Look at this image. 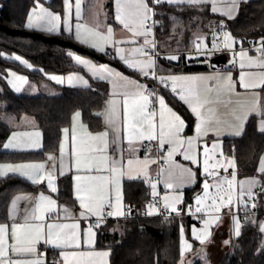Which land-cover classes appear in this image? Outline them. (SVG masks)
Returning a JSON list of instances; mask_svg holds the SVG:
<instances>
[{
    "label": "trees",
    "instance_id": "1",
    "mask_svg": "<svg viewBox=\"0 0 264 264\" xmlns=\"http://www.w3.org/2000/svg\"><path fill=\"white\" fill-rule=\"evenodd\" d=\"M35 1L0 0V114L10 115L18 121L29 119L42 133V149L37 152L5 151L3 144L14 127L9 121L0 119V163L38 160L45 153L56 152L61 131L68 126L71 115L76 111L80 112L82 121L91 131H97L100 128L97 112L107 94L105 84L90 80L87 88L55 86L60 92L56 96H19L10 89L6 81L9 71L21 74L30 81L49 80V76L54 74L81 72L72 62L69 55L71 53L97 63L109 62L128 72L122 64L77 44L63 34L55 36L27 30L24 23ZM60 2L61 0H52L50 5L54 9L59 8ZM108 4L110 9L111 2ZM154 18L159 24L155 33L157 51L161 55L166 51L180 53L177 62L159 57L157 71L160 74L209 70V65L202 63V59H187L185 53L196 50L195 44L199 40H204L210 46L213 35L221 31L229 32L242 45L250 40L264 38V0L241 3L233 19L211 14L207 5L193 8L164 3L154 5ZM16 56L26 63L17 61ZM160 94L166 97L168 103L186 121V132H191L193 118L186 108L172 98L169 91L160 90ZM262 151L264 133L257 130L255 117L248 119L239 137L224 140V154L235 159V170L240 178L257 174L256 168ZM71 188L69 177L60 178L58 198L70 201ZM37 189L39 186L17 175L0 177V223L7 221L8 205L16 194ZM198 192V184L185 190L180 210ZM122 197L129 210L127 217L121 220L109 219L97 231L96 248L108 250V263L178 264L181 258L180 228H185L190 239V227L192 224L197 226L196 221L190 217H141L140 212L150 199V189L144 180L125 181ZM254 200L255 211L244 218L240 235L232 241L231 232L228 233L231 243L226 247L220 264H264V231H261L259 224L264 222V193L257 195ZM191 264L205 263L201 259H195Z\"/></svg>",
    "mask_w": 264,
    "mask_h": 264
},
{
    "label": "crops",
    "instance_id": "2",
    "mask_svg": "<svg viewBox=\"0 0 264 264\" xmlns=\"http://www.w3.org/2000/svg\"><path fill=\"white\" fill-rule=\"evenodd\" d=\"M109 1L111 2V8L109 9ZM251 0H246V2ZM52 0H36L33 6L30 8L24 27L27 30L36 31L40 33L50 34V35H65L70 37L74 42L77 44L90 49L98 54L106 55L109 60L116 61L122 64L128 72H124L119 68L113 66L109 62L97 63L89 58L79 56L77 54H72V56H79L81 59L89 62L91 65H94L97 69L106 67L113 72L117 73L118 76H125L131 80H134L138 83L144 84L149 86L146 82L145 77H143L137 71L129 69L122 60L119 59V56L116 55V48H122L124 50L123 54L129 56L133 59H141L140 57L136 56L132 50L136 47H139L143 43L142 36L134 35V32L138 30V21L133 18L128 19L126 22L129 24V28H125L123 24H121L117 19V4L116 0H80V8H79V18H77V7H76V0H68L69 4L71 5L70 10H67L65 7V0H61L59 4V8H53L50 5ZM150 7L153 8V13L151 15L154 17V3L153 0H146ZM244 3V2H243ZM169 5L167 3H164ZM241 4V3H240ZM240 4L238 5L237 9L234 11L233 16L235 17L238 13ZM57 6V5H56ZM171 6H188L186 4H175ZM209 10L211 5H207ZM216 7L218 9L217 12L213 13L210 10V13L213 15H217L223 17L225 19H233L229 18L228 16L224 15L223 13L227 12L228 10V0H216ZM40 8L44 9L47 13H51L53 15H59L61 17L60 21L55 22L58 24L59 30L58 31H47L49 25L47 22L38 21L36 20L35 16L33 17L34 23H37L38 27L28 28L27 22L30 15L33 14V11L36 12L40 11ZM150 20V19H149ZM82 25L81 31V39H77L75 32H76V25ZM66 25H70L72 31L69 32L66 28ZM112 29V33L109 34L107 32V28ZM99 33L100 35H97ZM150 39V38H149ZM151 39H153L151 35ZM81 40H86L87 43H82ZM98 41L104 42L105 51L100 52L96 48L91 47V44L97 43ZM133 41L135 43H133ZM236 41V40H235ZM261 40H259L260 42ZM198 42H201L199 40ZM197 42V43H198ZM239 42L236 41V45ZM235 45V48H236ZM234 48L235 53H239L240 51H236ZM157 51V49H156ZM159 53V51H157ZM193 52H196L194 50ZM191 52V53H193ZM189 52L185 53L187 56L191 54ZM223 54V52H213L211 54V58L218 54ZM250 57H238L237 62H245V68L241 69L246 74L245 79L249 82H258L260 78V73H264V68L253 66L248 67L249 58L251 60L254 59H262V57H258L259 53L256 50L251 52H247ZM170 55H176V60H169L167 59ZM71 56L72 62L80 69L81 72H70L67 74L59 75L54 74L49 76V80L40 79L38 81H23L21 80L20 84L17 83V77H23V75L18 74L14 71H9L6 76V81L10 87V89L19 96H56L59 95L60 92L55 86H66V87H74V88H87L90 86V80L92 81H99L106 85L107 94L101 104L100 109L97 112V115L100 119V128L97 131H91L87 124L82 121L81 114L79 111L74 112L70 117V122L67 127L63 128L61 131L60 141L58 144V149L56 152H49L45 153L41 159H36L32 161H21V162H7V163H0V170L4 171L6 174L0 177H4L7 175H17L22 177L29 183L39 186V189L29 192H23L16 194L8 205L7 210V221L5 223H0V225H7L9 229V234L11 231V226L13 223L23 224L24 223V216L26 215V209L31 210L32 207L35 206V202L38 201L41 194L44 196L51 197V199L56 201L55 213L52 214V219H47L44 221L45 225L47 223L53 222V220L58 219L59 223L62 224H72L78 223L80 225L79 234V248L75 246L67 247L64 249L53 248L50 245H47L41 240L39 243L35 245L37 252L42 255V258L45 261V264H109L107 256H72L69 255L67 257V261L61 257V251H65L68 253L72 252H93V253H103L108 252L106 249L96 248V241H97V231L98 227H96V222L98 219L97 215H88L87 218H83L80 216V212L83 209L79 206V201L77 199L78 193L76 192V188L78 184L86 183L87 181L83 178L87 176H97V177H106L109 176V172L107 169L110 167L112 160H117L123 165V174L117 173L111 184H105V203L107 204L108 200H111L113 205H118L121 209L125 212V215L122 217H115L110 218L112 220H121L125 219L128 215L127 208L123 203L122 197V188L123 183L125 181L131 180H144L146 185H151L157 182L154 181L155 176H158L159 184L160 182V171L162 170L163 175V183H165V179L167 178L166 173L169 168V162L172 158H176L180 160L181 157L184 156V153L187 151L189 155L194 154L196 151L203 150L202 146H207L208 149L211 147L213 143H218L216 148L217 152L221 151L224 154V140L228 138H236L239 136L234 135L235 129L231 127L237 122L236 116L242 115V113L251 107V102L253 100V96L251 95V91H246L244 88L240 86L239 79L242 72L238 69L237 64L229 66L226 68V64L229 58L226 56V63L220 70H206L201 72H191V73H162L159 76L168 77L171 75L175 76H209V75H231L233 82L235 83V91L231 94L220 93L219 95L214 90L212 92H206L204 90V84H201L198 89V94L203 99L204 97H208L212 103L205 104L204 107L201 109L202 118L205 125H211L212 128L208 130L207 134L205 135L204 132L199 133V138L197 137V124L201 123V121L196 117V115L191 111V108L186 104L184 101L180 100L179 92L180 87L177 86V92L173 93L171 90V82L170 83V96L177 101H179L189 112V114L193 118V124L191 132L187 133V123L182 118V116L168 103L166 97L163 94H160L166 102V107L163 109L164 117H165V133L167 134L168 127L170 125L178 124L179 122L175 120L172 113L178 115L181 120H183L184 124L182 126V130L180 132V136L177 138L178 141H183V143L177 142L176 144H168L165 143L164 146L168 147V151L175 149L173 151L172 157H168V151L164 153L163 159H168V165L165 169L162 167L156 171V155H155V147L159 146V141L157 140H147L140 138L136 135L131 136V144L129 143V134L131 129L126 127L124 122V114H123V89L120 87V82L118 78H113L112 80L106 79H98L93 72L89 70L88 67L84 65L77 64ZM180 53L176 51H166L163 55L159 53V57H163L168 61L177 62L179 59ZM159 59V58H158ZM157 61H155L157 67ZM195 58L193 60H196ZM25 77V76H24ZM26 78V77H25ZM82 78V79H81ZM82 80L87 81V86H83ZM62 81V82H60ZM209 86L214 87V82H205ZM19 88V91H17ZM254 91L258 92L261 97V104L264 105V88H257ZM115 101L116 104L114 105L116 112L118 114L116 120V127L115 129L110 125L107 121V117L105 115L107 109L109 108V102ZM156 106V110L159 112L160 108L157 103H153ZM149 105L150 107L153 105ZM171 109V113L168 111ZM79 113L77 117L76 114ZM255 117L256 118V127L257 130L259 129V123L261 120V116L257 114H249L247 118L243 121V130L249 118ZM156 124L157 129L156 133L159 136V115H157ZM14 127V131L10 133L8 138L3 144V149L8 152H37L41 151L42 149V133L39 129L35 127V125L29 119H21L20 121L15 120L12 124ZM220 126L221 131L218 133L215 131V127ZM67 129V138L65 137L64 130ZM242 130V132H243ZM259 131V130H258ZM107 132L108 135L106 139V146L101 144V141L96 139V137L100 136L102 133ZM260 132V131H259ZM37 133L39 135H37ZM73 135L76 137L75 140V154H73V147H72V137ZM191 139V149L189 151V146L187 141ZM9 142L13 143L15 147H4V145L8 144ZM38 145V146H33ZM61 145L64 146L63 151V161H64V174L60 175V158H61ZM151 145V149H147V146ZM99 149V150H98ZM225 155V154H224ZM49 156H55L56 160L55 163L57 165L56 175L54 178V185L57 188L56 192H51V190L47 187V182L36 184L33 183L30 179L26 176L21 175L19 171H12L8 169L7 165L12 166H23V165H39L44 164L48 166L51 161H49ZM264 159V151H262L257 168H256V175L251 177H238L236 171V185H235V197L233 200V212L240 209V206L236 204L237 196L239 193V182L240 181H249L252 179L261 180V174L259 173V166L261 160ZM132 160L133 163L129 166L128 161ZM77 161H79V169L77 167ZM152 161H155L153 163ZM87 168L92 169H99V171H86ZM220 168V167H219ZM218 170H222L221 168ZM24 169H21L23 171ZM233 171H230V174ZM230 174L227 173V176L230 177ZM81 176L82 180L77 181L76 177ZM198 175V173H197ZM196 175V176H197ZM138 177L135 179H130L129 177ZM63 177H69L71 179V199L70 201H63L58 198V180ZM174 183V182H173ZM161 186V185H160ZM186 186V185H184ZM117 189L119 190V195L121 197L120 201L117 202ZM258 187H253L252 191L254 193L258 192ZM152 189L150 190V195L152 194ZM79 195H87L86 193H79ZM18 197H30L33 198L32 201L28 199H17ZM247 200V197L244 198ZM15 201V210L13 209V202ZM255 202V200H254ZM242 207V206H241ZM68 209L67 215L65 214L64 209ZM178 208V207H177ZM254 210V209H253ZM47 215V214H45ZM13 216L15 219H13ZM223 220L217 223L215 229V238L214 241L216 242L215 246H211L209 250H207V256L211 260L213 264H220L221 258L225 253L224 248V238L225 235H228L231 232L232 239H235L236 235L234 232V221H232L229 217V212L222 213ZM204 215H202V218ZM203 220V219H202ZM104 222V221H103ZM32 223H40V221H32ZM102 225V224H101ZM201 225H197L201 227ZM91 227L94 233L91 242L86 243V232L87 229ZM47 232V228L45 227V233ZM14 241L11 240L10 236L8 239V244H12ZM221 242V245L220 243ZM195 247L197 246L196 243ZM227 247V246H226ZM109 253V252H108ZM13 259H33L34 256L31 254H21L20 256H13Z\"/></svg>",
    "mask_w": 264,
    "mask_h": 264
},
{
    "label": "snow or ice",
    "instance_id": "3",
    "mask_svg": "<svg viewBox=\"0 0 264 264\" xmlns=\"http://www.w3.org/2000/svg\"><path fill=\"white\" fill-rule=\"evenodd\" d=\"M246 2V0H228V10L227 12L223 13L224 15L228 16L229 18H234L233 13L237 9L240 3ZM155 5H159L161 3H167L169 5L175 4H186L189 7L193 8H200L202 5H211L210 10L215 13L218 11L216 7V0H153ZM117 4V15L116 19L123 24L125 28H129V24L126 22L128 19L133 18L138 21V30L134 32L136 36L143 37V43L132 50V52L140 57L141 59H133L129 56L123 54L124 50L122 48H116V55L119 56V59L124 62V64L134 71L140 73L143 77L147 78L149 75L152 76L153 79H158L159 83L163 85L165 88L169 86V82H171V90L172 92H177V86L180 87L179 98L180 100L184 101L188 106L191 108V111L196 115V117L201 121V123L197 124V137L199 138V133L204 132L205 135L207 134L208 130L212 128L211 125H205L201 109L204 107L205 104L212 103V101L208 97H204L203 99L198 94V89L201 84H204V90L206 92L216 91L219 95L220 93L231 94L235 91V83L232 80L231 75H209V76H175L171 75L168 77L164 76H157L156 73V64H155V49H156V42L154 39H149L152 35V26L147 24V21L151 19V15L153 13V8L149 6L146 0H116ZM65 7L67 10H70L71 5L69 4L68 0H65ZM76 7H77V18H79V8H80V0H76ZM35 16L36 20L47 22L49 27L47 31H58L59 27L57 23L60 21L61 17L59 15H53L51 13H47L44 9L40 8L39 12L33 11V14L29 16L27 27L33 28L38 27L37 23H34L33 17ZM82 25L79 23L76 25V38L81 39V29ZM66 28L69 32L72 31L70 25H66ZM107 32L109 34L112 33V29L109 27L107 28ZM97 35H100L97 33ZM199 39V38H198ZM232 40L230 34H224V42L223 47L224 49H230L232 44L230 41ZM82 43H87L86 40H81ZM104 43L106 41L101 42L98 41L97 43L91 44V47L96 48L100 52L105 51ZM133 43H135L133 41ZM260 47L256 49L261 53V56L264 57V38H261ZM207 45H203L202 42H198L195 44L196 55L197 57L204 56L208 57L213 54L214 51L220 50L219 44L216 42V37L214 34V39L211 43V49L205 51ZM151 50V51H150ZM72 56V54H69ZM235 55V53H234ZM239 55L241 57L247 56V51L241 48ZM73 60L80 65H84L88 67L90 71L93 72L98 79H106L112 80L113 78H118L120 82V87L123 89V114H124V122L126 127L131 129L129 134V143L131 144V136L136 135L140 138L147 139V140H157L159 141V146L163 148L165 143L168 144H176L177 142L183 143V141H178L177 138L180 136V132L182 130V126L184 124L183 120L175 113H172L175 120L178 121V124L170 125L167 130V134L165 133V117L163 109L166 107L165 99L156 91L155 88H150L144 84L138 83L134 80L129 79L125 76H118L117 73L113 72L112 70L103 67L97 69L94 65H91L89 62L81 59L79 56H72ZM191 58V57H189ZM15 59L20 61L21 58L16 56ZM169 60H176V55H170L167 57ZM22 63H26L21 61ZM235 61H233L234 63ZM245 63H240V68H245ZM261 67L264 68V59L257 61L253 64L251 58H249L248 67ZM30 67V65H29ZM246 74L244 72L241 73L239 83L242 88L246 91H251V95L253 96V100L251 102V107L247 108L242 115L236 116V120L238 123L231 125L232 128L235 129L234 135L240 136L243 130V121L247 118L249 114H257L260 115L262 118L259 123V131L264 133V105L261 104V97L260 94L254 91L257 88H264V73H260V78L258 82H249L246 81L245 77ZM82 79V78H81ZM214 82V87L209 86L205 82ZM62 82V81H60ZM83 86H87V81L82 80ZM19 91V88H17ZM157 103L159 105V112L156 109H149V105ZM116 104L115 101L109 102V108L107 109L105 115L107 117V121L112 127L115 129L116 127V120L118 114L114 105ZM171 113V109H168ZM159 115V136H157L156 129V117ZM79 116V113L76 114ZM215 131L218 133L221 131L220 126L215 127ZM65 137L67 138L68 130L65 129ZM37 135H39L37 133ZM108 133L104 132L100 136L96 137V139L101 141V144L106 146V137ZM75 140L76 137L73 135L72 137V147H73V154H75ZM189 146V151L191 149L192 140L189 139L187 141ZM38 146V145H33ZM218 143H213L211 145L212 149H216ZM4 147H15V145L11 142L4 145ZM64 146L61 145V158H60V175L64 174V161H63V151ZM99 150V149H98ZM175 149L168 151V157H172L173 151ZM221 159H223L227 166L221 164L220 160L215 159L214 155L209 154L208 147L205 146L204 148V160H203V176L204 179L203 183V196H197L195 198V203L197 207L195 208V213H201L202 208L200 205L204 201L206 197L209 196V188L215 187L217 192L219 193L220 189L223 187L224 184L228 186V193L226 196L218 195L213 196L212 205L211 207L214 209L215 213H220L222 207L227 208L229 214L233 216L234 219V232L235 235L238 237L240 235V222L239 219L236 218L235 213L233 212V193L232 190L235 188L236 185V173L233 172L230 174V178L228 176H221L218 170V166L222 167L225 172L228 171V168L231 167L235 169V159L234 158H227L224 156L223 152L220 153ZM50 163L48 166L44 164L39 165H23V166H12L7 165L6 167L14 172L19 171L21 175L26 176L30 179L33 183L40 184L47 182V187L51 190V192H56L57 188L55 187L53 181L56 175L57 165L55 163L56 157L49 156ZM184 159L191 161L193 164H196L197 161L193 159L191 155L188 154L186 151L184 153ZM210 161H214L211 162ZM155 163V161H152ZM79 161H77V167L79 169ZM128 165L130 166L133 161L129 160ZM179 169V175L181 177V183L188 182L193 183L196 179V174L189 168H181L180 166H176ZM21 169H24L21 171ZM123 165L117 161L112 160L110 167L107 169L109 172V176L106 177H97V176H87L85 179L87 182L83 184H78L76 188V192L78 193L77 199L79 201V206L83 209L80 212V216L83 218H87L88 215H97L98 219L96 222V227H99L101 223L108 217H122L125 215V212L119 207L118 205H113L111 200H108L107 204L105 203V184H111L113 182L114 176L119 173L123 174ZM259 173L261 174V179L264 180V159L261 160L259 166ZM86 171H99V169H92L87 168ZM6 173L0 170V176L5 175ZM174 171L170 167L168 169L167 178L165 179V187L167 189H175L176 184L172 182V178L174 176ZM130 179H135L138 177H129ZM77 181L82 180L81 176L76 177ZM209 180L212 183H209ZM153 189V194L155 195V188L156 184H151ZM253 187H258L259 192L254 193L252 191ZM86 193L87 195H79V193ZM261 193H264V183H261V180L252 179L249 181H240L239 182V193L237 196L236 204L238 206H243L245 210H249L250 208H255L256 204L253 202L255 197ZM247 197V200L244 198ZM17 199H28L30 201L33 198L30 197H18ZM121 199L119 195V190L117 189V196L116 200L119 202ZM217 199L221 201V204H217ZM164 208L168 210L170 213H177L179 214L183 210H178L176 207L177 204L181 203L180 196L177 195L173 203H168V196L164 197ZM251 202V203H250ZM56 201L51 199V197L44 196L43 194L40 195L38 201L35 202V206L31 208V210H25L26 215L24 216V223L17 224L13 223L11 226V231L9 234V229L7 225H0V264H45L42 255L37 252L35 245L39 243L41 240L47 245L52 246L53 248L64 249L67 247L75 246L79 248V228L80 225L78 223L72 224H62L58 222L57 219L53 220V222L47 223L45 225L44 221L46 220V215L48 219H52V214L55 213ZM15 201L13 202V209L15 210ZM108 207L111 208V211L104 212V208ZM159 211L156 209L155 205L150 206V210L148 211V215L151 216L154 214V211ZM65 214L67 215L68 209H64ZM188 212L192 215L191 206H188ZM13 219L15 217L13 216ZM197 220H200L201 217H196ZM203 219L204 229L200 230L193 225L191 231L193 233L194 238L199 241L201 244H204L205 240L202 239V235H210L208 233V228L214 221H219V215H206ZM32 221H40V223H32ZM45 227L47 228V232L45 233ZM261 231H264V225H261ZM181 232H183V228L181 227ZM86 243H90L91 239L94 235L92 228L89 227L86 232ZM9 236L12 241V244H8ZM225 244L229 243V241H224ZM186 248L190 249L191 245L186 243ZM185 251L184 248L181 249V255L183 256V252ZM21 254H31L34 256L33 259H13V256H20ZM108 252L103 253H93V252H72L68 253L65 251H61V257L67 261V257L69 255L72 256H107ZM181 264H184L183 260Z\"/></svg>",
    "mask_w": 264,
    "mask_h": 264
},
{
    "label": "rangeland",
    "instance_id": "4",
    "mask_svg": "<svg viewBox=\"0 0 264 264\" xmlns=\"http://www.w3.org/2000/svg\"><path fill=\"white\" fill-rule=\"evenodd\" d=\"M225 33L229 34V32H227V31H221L218 34H215L216 42L219 44L220 50L214 51V52H223V54H225L229 58V60H228V62L226 64V66H227L226 68H228L229 66H232L234 64H237V67H238V69H240V72H243L241 70V68H240L241 61L237 62V58L241 57V56L239 55V53H235L234 52L236 41L231 35L230 36H231L232 40L230 41V43L232 44V47L230 49H224V47H223L224 34ZM213 37H214V35H213ZM149 38L151 39V36ZM219 40H220V42H219ZM201 42H202L203 45H207L204 42V40H201ZM209 49H211V45L210 46L207 45V48L205 49V51H208ZM256 52L259 53L256 56H258L259 58L262 57L261 53L259 51L256 50ZM234 53H235V55H234ZM187 57L188 58L191 57L192 59H195V58L199 59L200 58V59H202V63L207 64V65H209V60L211 59V56H208V57H204V56L197 57L196 52H193V53L189 54ZM245 57H250V56L247 54V56H245ZM262 59H264V57H262ZM259 60L260 59H254V60H252V62H253V64H255ZM21 61L22 60H20V62ZM233 61H235V62L233 63ZM243 63H245V62H243ZM17 78H18L17 83H19V84H20L21 80H23V81H27L28 80L24 76L23 77H17ZM0 119L9 121V123L11 125L15 122V119H13V117H11L10 115H7V114H0ZM202 148H203V150L200 149V151H196L194 154L191 155L193 157V159L197 161L196 164H193L189 160H185L184 156L181 157L180 160H177L174 157V158H172L170 160V162L166 158L163 159V165H164L163 169H165L167 167L168 162H169V164H170L169 168L171 167L173 169L174 173H175L173 178H172V182H174L176 184V188L175 189H167L165 187V183H163V180H162L163 179L162 177H163L164 173H163L162 170L160 171V181H161L160 185H161L162 190H163L162 193H161V201H162L163 205L165 203V201H164V197L165 196H168V201L167 202L171 204V203H173L174 198L177 195H179L180 199H181V203L177 204L176 207L181 206L183 204V202H184V196H183L184 195V191L187 190V189H190V188L194 187V185L198 184L199 185L198 194H196L195 196L192 197V201L190 203H186V207L191 206L194 209V212H195V208L197 207V205L195 203V198L197 196H203V194H204L203 193V183H202V181L204 179V176H203V160H204V148H205V146L203 145ZM208 150H209V154L210 155H214L215 159L220 160L221 164H224L225 166H227L225 161L223 159H221L220 152H217L216 149L213 150L212 147H209ZM224 156L229 158V159L233 158L231 155H224ZM211 162H214V161H210V163ZM176 166H180L181 168H189V169H191L193 172H195L196 175H197V173L199 174V178H197V176H196L195 182H193V183H188V182L181 183L180 182L181 181V177L179 175V169H177ZM218 168H219V166H218ZM220 168L222 169V170H219V172L222 173L221 176H227V173L229 171H233V170L236 171L235 169H233L231 167L228 168L227 172H225L222 167H220ZM167 173H168V170H167ZM167 173H166V176H167ZM209 183L211 184L212 181L209 180ZM184 185H186V186H184ZM157 188L158 187L156 185L155 194L157 193ZM228 191H229V189H228L227 184L223 185V187L220 189L219 193L217 192V189L215 187H210L209 188V196L206 197L204 199V201L202 202V204L200 205V207L202 208V212L198 213V214L204 215V217L206 215H209V214H211V215H219L220 216L219 221H214L211 224V226L208 228V233H210V235H202V239L205 240L204 244H201L193 236V233H192L191 229H192L193 225H195V224H192L191 227H190V231H189L190 239L187 236L185 228L182 227L183 228V232H181V228H180V256H181V258H180L178 264H181L182 260H183L184 264H191L193 262V260H195V259H201V260L204 261L205 264H213L211 262V260L209 259V257L207 256V252H208L207 250H209V248L211 246H215L216 245V242L214 241L215 232L216 231L213 232V230L215 229V226L217 225V223H219L220 221L223 220L222 213L223 212H227V208H223L222 207L220 213H215L214 209L211 207V205H212V199L211 198L213 196H218V195L226 196ZM152 192H153V189H152ZM232 193H233V200H234L235 188L232 190ZM217 204L218 205L221 204V201L219 199H217ZM202 222H203V220H202ZM259 224H260V229H261V225H264V222H260ZM195 227L197 229L203 230L204 229V224L201 227H198L196 225H195ZM222 240L223 241H229V243L224 244V248H226V246H228L231 243V240L228 237V235H225L224 238H222ZM232 241H233V239H232ZM186 243L191 245L190 249L186 248ZM193 243H196L197 246L193 247ZM219 243L221 245V242H219ZM182 248L185 249V251L183 252V256L181 255V249Z\"/></svg>",
    "mask_w": 264,
    "mask_h": 264
},
{
    "label": "built area",
    "instance_id": "5",
    "mask_svg": "<svg viewBox=\"0 0 264 264\" xmlns=\"http://www.w3.org/2000/svg\"><path fill=\"white\" fill-rule=\"evenodd\" d=\"M147 24H149V25L152 26V37L155 40V33H156L157 28L159 27V24L155 20L154 17H152V19L148 20L147 21ZM219 42H220V40H219ZM259 46H260L259 40H250L245 45H242L241 43H238L236 45L235 50L236 51H240L241 48H243L247 52H251L253 50H256ZM155 53L156 54H155V57L154 58H155V61H157V59L159 58V53L156 51V49H155ZM195 64L198 65L197 62ZM156 73H157V76H159L158 71H157V67H156ZM145 80L149 84V87L150 88H155L158 93H160V90L170 91V83H169V86L167 88H165L163 85H161L159 83V80L158 79H153L151 75H149L147 78H145ZM152 109H156V106L154 104L150 107V110H152ZM151 148H152L151 145L147 146V149H151ZM167 151H168V147L167 146H163V148H161L160 146H156L155 147L156 171H158L162 167V164H163V156H164V153L167 152ZM154 181L157 182V187H158L157 188V193L155 195L153 193L150 195V199H149V201H148L145 209L140 212V216L141 217H144V218L145 217H152V216L160 217V218H168V217H179V218H181V217H190V218H192V219H194L196 221V224L197 225H201V223H202V215L201 214H198V213H195L194 212V209L192 207H191L192 213H193L192 215L189 214L188 207H185L183 209V211L180 212L179 214H177V213H170L168 210H165V208H164V206L162 204V201H161V193H162L163 190H162V187L159 184L158 176H155ZM147 187L150 190L152 189V187H151L150 184L147 185ZM151 205H155L156 206V209H159V211L156 212L155 210H153L154 211V214L151 215V216H149L147 213L150 210V206ZM111 210L112 209L111 208H108V207H105L104 208V212L111 211ZM254 211H255V208H254V210H253V208H250L249 210H245L243 208V206H242L239 210L235 211L234 213H235L236 218L239 219L240 225H243L244 218L246 216L251 215L252 213H254ZM127 213L129 214V210L128 209H127ZM196 217H201V219L200 220H197ZM229 217H230V219L232 221H234L233 216L231 214H229ZM46 218H47V215H46ZM110 218L111 217L106 218L104 220V222L107 221V220H109ZM95 222H97V221H95ZM233 241H234V239H233Z\"/></svg>",
    "mask_w": 264,
    "mask_h": 264
},
{
    "label": "water",
    "instance_id": "6",
    "mask_svg": "<svg viewBox=\"0 0 264 264\" xmlns=\"http://www.w3.org/2000/svg\"><path fill=\"white\" fill-rule=\"evenodd\" d=\"M225 63H226V55L225 54H218L216 56H213L209 60V68L211 70H220L223 68ZM228 174H230V171L228 172ZM220 175H222L221 172H220ZM180 208H181V206H178V210H180ZM131 214H132V212H131ZM103 223H105V222H102L101 224H103Z\"/></svg>",
    "mask_w": 264,
    "mask_h": 264
}]
</instances>
